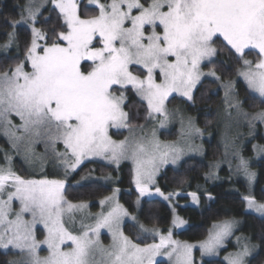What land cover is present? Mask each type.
Returning a JSON list of instances; mask_svg holds the SVG:
<instances>
[{
    "label": "snow or ice",
    "instance_id": "6c2138e0",
    "mask_svg": "<svg viewBox=\"0 0 264 264\" xmlns=\"http://www.w3.org/2000/svg\"><path fill=\"white\" fill-rule=\"evenodd\" d=\"M49 3L63 19L51 36L36 27L43 0H29L26 15L13 22V28L17 23L30 25L31 40L25 43V60L0 72V124L15 141L24 142L26 153L43 142L45 151L51 150L64 169V178L25 179L10 166H0V248L18 249L26 256L22 264H157L156 257L165 254L174 264H194L195 245L173 240L171 231L163 235L155 227L139 225L142 234L159 235V243L126 235L122 222L130 213L119 203L88 223V206L66 198L67 175L90 157H104L117 165L130 159L136 189L141 196L152 195L159 168L176 163L183 153L177 144L158 140L155 127L174 118L184 124L183 115L167 107L169 97L178 93L193 100V89L204 75L201 66L208 67L204 62L211 63L217 54V37H223L225 47L230 46L242 63L238 76L264 96V0H87L91 9L78 0ZM89 11L94 14L88 15ZM15 40V33L9 34L4 47ZM246 50H256L258 59L248 60ZM225 87L230 89L231 81ZM126 90H135L146 101L156 125L141 127L143 135L138 138L133 134L132 139L116 141L110 129L133 132L125 110ZM12 114L20 118L19 125L12 123ZM258 118L264 120V113ZM187 123L199 132L190 119ZM241 167L251 181L254 174L247 162L241 160ZM155 192L164 196L159 187ZM243 199L248 208L264 213V203L251 195ZM14 200L19 201L18 211ZM80 212L84 215L74 233L68 225L75 224ZM184 223L176 217L173 227ZM235 223L217 226L215 234L199 245L203 253H215ZM37 225L46 229L42 240L37 238ZM101 229L111 233L108 247L100 241ZM42 247L47 256H40ZM249 254L244 245L229 264H246Z\"/></svg>",
    "mask_w": 264,
    "mask_h": 264
},
{
    "label": "trees",
    "instance_id": "16d2710c",
    "mask_svg": "<svg viewBox=\"0 0 264 264\" xmlns=\"http://www.w3.org/2000/svg\"><path fill=\"white\" fill-rule=\"evenodd\" d=\"M28 0H0V72L14 68L18 62H23L26 57L25 43L31 40V29L28 26L16 24L18 22ZM80 4L91 9L87 0H81ZM83 11V8H82ZM94 14L89 11L88 15ZM63 19L59 10L55 7H46L41 11L36 27L51 36L52 30H59ZM15 33L16 40L11 47L5 48L9 34ZM45 43V41H44ZM226 41L221 38L215 39L217 56L208 63L206 70L214 71L222 81H230L236 78L242 63L238 62L234 50L229 51L225 47ZM247 59L255 62L258 59L257 51L248 50ZM237 93L243 107L248 111L255 112L264 109V99L251 93L243 81L237 82ZM125 110L129 112L132 125H141L148 118L146 103L140 99L135 90L125 91ZM171 103L182 102L187 112L193 116L197 125L205 131H217L219 112L222 108L223 95L217 80L206 79L197 88L191 103L179 98H172ZM120 135V134H119ZM122 135V133H121ZM176 133L163 135L173 139ZM258 141L264 143V139L258 136ZM11 146L7 139L0 133V166H5V155L11 156ZM224 149L217 137L206 143V155L204 158H188L178 167L166 168L157 180L156 187L166 194L197 193L201 198V205H185L189 201L187 196L178 198V214L188 222V227L178 233L177 238L185 242H199L205 240L214 223L229 219L241 220V225L235 236L246 238L250 244L258 247V251L249 259V264H264V217H259L245 211L244 194L248 189L244 180H213L208 181L211 166L224 158ZM247 156H252L249 148ZM257 170V182L254 196L258 201H264V159L255 161L252 165ZM14 171L27 177L29 173L25 165L15 158L13 161ZM91 175L111 178V181L86 179ZM114 188L121 190V203L126 209L137 214L139 220L147 227H155L167 231L172 224L173 212L171 207L159 199H149L143 202L139 211L135 207L137 192L134 185V172L130 163H123L119 167L91 161L82 165L68 180L66 184V198L74 203L91 202L92 209L98 210V201L110 195ZM124 232L131 239H144L145 243H154L156 237L142 234L134 225L127 224ZM229 248L222 252V256ZM11 252H5L0 248V264H10ZM158 264H168L161 261ZM205 264H227L222 258L209 260Z\"/></svg>",
    "mask_w": 264,
    "mask_h": 264
},
{
    "label": "rangeland",
    "instance_id": "374dc122",
    "mask_svg": "<svg viewBox=\"0 0 264 264\" xmlns=\"http://www.w3.org/2000/svg\"><path fill=\"white\" fill-rule=\"evenodd\" d=\"M43 2H44V8L50 7V6L54 7V4L49 3V0H43ZM78 2L80 3L81 0H78ZM28 3H29V0L27 1V4ZM23 15H26L25 11ZM19 24L28 26L31 29L30 25L23 24V23H19ZM217 38L223 39V37H217ZM39 43L41 45H44L43 40L39 41ZM216 56L217 54L214 57H212V61L216 58ZM204 63L208 64L210 62L205 61ZM201 68H202L204 75L201 77L200 82H198L196 87L193 89V92H192L193 98H194V94L197 88L199 87V85L206 79L217 80L222 90L223 103H222V108L220 109V112H219V118H218L219 122H218V128H217L216 133L201 129L197 125L195 118L187 112V108L184 103L182 102H176V103L172 102L171 103L170 101L174 97L185 101V103L192 102V100L189 101L187 100L186 97H183L179 95L178 93H173V95L169 97V103L167 104V107L169 108L170 111L178 112L181 115H183V117L185 118L183 125L181 124V121L179 118H174V119H170L169 122L166 123L164 127H159V125H156V121L153 120L151 116L148 114V118L146 119L145 123L141 125L133 126L132 133H130L128 128H121V129L112 128L109 130V134L112 136V139L116 141L132 139L133 134H135V136L138 138L139 136L143 135V133L140 131L141 127L150 129L152 125H156L155 131H156V137L158 138V140L166 144H177L179 147H181L183 149V153L180 156V159L177 160L176 163L169 162V163L162 165L159 168L154 178V183L151 185L152 195L141 196L135 186V189L137 192L135 207L137 211L141 209L143 202L145 200L159 199V200L166 202L172 209L173 220L176 217H179L185 223L179 227H173V220H172V224L168 228L167 231H163L162 229H159V228H156V229H158L159 233L163 235H167L168 232L171 231L172 239L175 241L195 245V247L192 250V257L194 260V264H205V262L209 260L220 259V258H222L224 262L229 264L230 258L235 253L240 252L244 245H247L250 249V254L247 257H245L246 264H249V259L253 257L255 253L258 251V247L254 244H250V242L244 237L235 236L236 231L239 229L241 225V220L229 219V220H225L222 222L214 223L210 229V233L208 237L205 240L199 241V242H185V241L180 240L176 236V233L188 227V222L178 214V210H177L178 198L180 196H187L189 198V201L185 203V205L199 207L201 205L200 196L197 193H195V198H194L192 195L193 193H187V194L179 193V194L170 195L164 192H163L164 196H161L155 192L157 180L159 176L161 175V173L166 168L178 167L181 165V163L184 160L188 158H200V159L204 158L206 155V143L209 141H212L214 137H217V139H219V142L224 149V152H225L224 158L212 164L210 173L207 176V180L215 181V180L242 179L245 181L247 185V189H248L247 191L248 193L244 194L243 196L245 197V196L251 195L258 203H264V201H258L254 196V191H255L256 182H257V170L252 166L255 161L264 159V150H262L264 149V143L258 141V136H261L262 139H264V120H261L258 118V114L264 113V109L251 112V111H248L245 107H243L242 101L239 99L238 93H237V82L243 81L246 84V86L249 88L252 94L260 98H263V99H264V96H261L258 92L254 91L251 87H249L247 81L243 77L238 76V74L235 79L230 80L232 83V87L229 89L225 87V85H227L229 81H222L221 78L217 74L216 76L208 75V73L213 72V71L206 70L203 65L201 66ZM27 70L29 71L31 70L30 65H28ZM217 77H219V79H217ZM144 102L146 103V101ZM9 118L11 119L14 125H19L21 123L20 118L16 116L15 114H12ZM189 119L192 121V125L194 126V129H199V132H196L193 129H190L188 127L187 121ZM173 132L176 133V136L173 139H168V138L163 137L164 134L170 135ZM0 133L7 139V141L9 142L11 146L10 153H12V155L8 156L9 159L7 160V163L5 166H10L13 169V161L15 160V158H17L25 165L27 172L29 173L28 178L23 177L25 179H39V178H44V177H47L49 179L64 178V169L58 163L57 158L52 154L51 150H49L48 152L45 151V146L43 142L36 143L34 145V151L30 153H26L24 142L15 141L10 134H7L5 132V128L3 124H0ZM20 134L21 133H18V135ZM249 148L252 151V156L246 155L249 151ZM57 149L59 151H63V146L61 144H57ZM241 160H244L247 162L248 171L254 174V178L251 181H249L248 176L245 174V172L243 171L241 167ZM91 161H96V162H100L106 165L116 166V167H119L123 163H130L133 167V172L135 174L134 164L130 159L121 160L119 164L117 165L116 163H113L110 160L104 157H100V156L90 157V158L85 159L83 163L76 169V171L82 165H84L87 162H91ZM75 172H71L67 175V182L69 178ZM88 180H100L102 182H107V181H111L112 179L110 177L109 178L97 177V176L91 175L90 177L86 179V181ZM113 196L115 197V200L114 201L109 200V198ZM120 197H121V190L119 188H114L113 192L110 195H108L104 199L99 200L97 202L99 205L97 211H94L92 209L91 202H81L88 206L87 209H85V212L88 213L87 222L91 223L93 222V218L97 216L98 214H100L101 212L106 213L107 211L111 210V207H114L115 203H119L121 206H123L124 209H126V207L121 203ZM165 197H169V198L165 199ZM74 204H80V203H74ZM13 207L16 211H18L19 201L14 200ZM245 211L247 213H251L259 217H264V213H260V212H257L255 209L248 208L246 201H245ZM129 213H130V217H135V219H131L130 217H125L122 222V230L124 231L125 226L127 224H132L140 231L139 225L141 224L143 225V223L139 220L137 214H133L131 212ZM83 215H84L83 212L76 213L77 218H76L75 224L68 225L69 228L74 231V233L78 232V230L80 229V217H82ZM25 218L27 219L30 217L26 214ZM226 221H236L235 225L233 226L231 230V233L223 238L222 243L216 249L215 253L213 254L203 253V250L200 249L199 245L203 242L208 241L210 237L214 235L215 232L218 230L217 226L222 225ZM145 227L149 229L153 228V227H147V226ZM36 229H37V232H36L37 238L42 240L44 238V234H46V229H44L42 225H37ZM144 235H148V234H144ZM155 237L157 238V241L154 243H159L160 236L156 235ZM100 241L105 247H108L111 245L112 243L111 233L108 232L107 229L100 230ZM227 248H229L228 252L222 256V252ZM2 250L5 252L12 253L10 264H22V261L26 259V256L20 253L18 249L9 247L8 249L2 248ZM39 254L41 257L47 256L48 255L47 249L42 247ZM97 259H100V257L97 256ZM156 260H157V264L161 261L168 262V264H174V261L170 260L166 254L156 257Z\"/></svg>",
    "mask_w": 264,
    "mask_h": 264
}]
</instances>
